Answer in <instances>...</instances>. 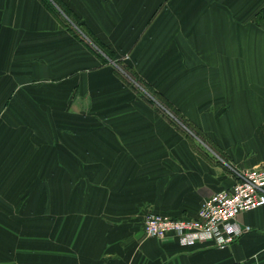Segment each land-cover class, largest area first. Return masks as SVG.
<instances>
[{
    "label": "crops",
    "instance_id": "1",
    "mask_svg": "<svg viewBox=\"0 0 264 264\" xmlns=\"http://www.w3.org/2000/svg\"><path fill=\"white\" fill-rule=\"evenodd\" d=\"M62 1L205 141L43 0H0V264H264V206L224 249L144 230L264 167V0Z\"/></svg>",
    "mask_w": 264,
    "mask_h": 264
},
{
    "label": "built area",
    "instance_id": "2",
    "mask_svg": "<svg viewBox=\"0 0 264 264\" xmlns=\"http://www.w3.org/2000/svg\"><path fill=\"white\" fill-rule=\"evenodd\" d=\"M234 171L237 179L233 186L206 199L196 216L173 218L150 213L144 220L145 233L161 239L174 236L183 245L211 242L222 249L228 247L251 230L238 222V216L264 206V167Z\"/></svg>",
    "mask_w": 264,
    "mask_h": 264
},
{
    "label": "trees",
    "instance_id": "3",
    "mask_svg": "<svg viewBox=\"0 0 264 264\" xmlns=\"http://www.w3.org/2000/svg\"><path fill=\"white\" fill-rule=\"evenodd\" d=\"M44 3L55 10L70 26L71 30H74L77 35H80L79 31L91 42V45L98 47L103 54H98L102 57L105 62H113L115 65L116 73L123 78V80L141 97L146 99L152 105H156L153 99L149 98L144 91H148L165 109L170 111L172 117L169 116L164 110H160L161 114L166 117V119L173 125L177 126L182 130L188 137L193 138L197 136L198 138L205 141V135L203 132L192 122H190L176 107L169 103L162 95H160L151 85H149L130 65L125 62V58H116L114 53L99 39L93 36L89 30L83 26L77 16H75L71 10L68 9L66 4L62 0H43ZM63 12V13H62ZM262 14L264 13L261 12ZM64 14V15H63ZM81 36V35H80ZM87 43V42H86ZM139 84L142 89L137 88L134 83Z\"/></svg>",
    "mask_w": 264,
    "mask_h": 264
},
{
    "label": "rangeland",
    "instance_id": "4",
    "mask_svg": "<svg viewBox=\"0 0 264 264\" xmlns=\"http://www.w3.org/2000/svg\"><path fill=\"white\" fill-rule=\"evenodd\" d=\"M86 39V42H87V44H89L88 46H90V48H92L93 50H95L97 53L99 52L100 54H103V55H105L104 53H102L99 49H98V47H96V46H94V45H91V42L87 39V38H85ZM127 60L128 59H125V62L127 63ZM135 84V86H137V88H139V89H142V91H144L143 90V88L139 85V84H137L136 82L134 83ZM144 93L147 95V96H149V98H151V99H153V101H155V104L156 105H153L159 112H160V110H164L169 116H171L172 117V114L170 113V111H168L167 109H165L163 106H161L160 105V103H158V101L150 94V93H148V91L146 90V91H144ZM150 103V102H149ZM195 137V140H197L198 142H200L199 141V138L197 137V136H194ZM200 144H203V143H200Z\"/></svg>",
    "mask_w": 264,
    "mask_h": 264
}]
</instances>
